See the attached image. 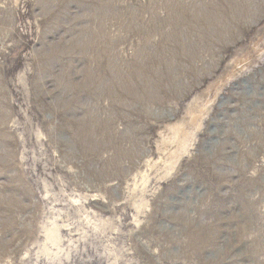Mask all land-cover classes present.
Returning a JSON list of instances; mask_svg holds the SVG:
<instances>
[{"label":"rangeland","instance_id":"374dc122","mask_svg":"<svg viewBox=\"0 0 264 264\" xmlns=\"http://www.w3.org/2000/svg\"><path fill=\"white\" fill-rule=\"evenodd\" d=\"M0 264H264V0H0Z\"/></svg>","mask_w":264,"mask_h":264}]
</instances>
